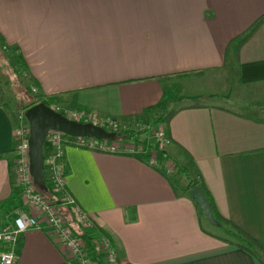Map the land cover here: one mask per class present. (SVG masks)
Returning a JSON list of instances; mask_svg holds the SVG:
<instances>
[{
	"label": "crops",
	"instance_id": "1",
	"mask_svg": "<svg viewBox=\"0 0 264 264\" xmlns=\"http://www.w3.org/2000/svg\"><path fill=\"white\" fill-rule=\"evenodd\" d=\"M262 14L264 0H0V49L13 64L11 50L19 54L42 98L120 123L149 107L173 112L161 149L63 150L64 190L116 264H264L228 225H212L228 237L205 227L185 179L172 186L167 173L191 164L218 215L264 248V122L242 116L264 118V21L224 59L227 42ZM14 125L0 103V228L24 211L39 229L15 236L12 264H75L14 194Z\"/></svg>",
	"mask_w": 264,
	"mask_h": 264
},
{
	"label": "built area",
	"instance_id": "2",
	"mask_svg": "<svg viewBox=\"0 0 264 264\" xmlns=\"http://www.w3.org/2000/svg\"><path fill=\"white\" fill-rule=\"evenodd\" d=\"M30 91L32 95L36 94L34 89ZM48 108L65 119L76 123H90L108 132L116 130L117 123L110 118H100L91 112L72 110L56 102H50ZM153 136L156 139L155 142H158L157 148L161 149L166 144L163 131L159 129V132H153ZM12 137L15 143L12 165L15 175V185L21 201L27 205L31 212L41 216L44 229L62 243L67 254L74 259L75 264H91L92 261L89 259V256L92 254L86 250V242L82 238H77L70 231L59 213L66 212L72 218L77 228L82 230L90 228L87 216L76 207L74 201L64 190L63 150L65 147L71 146L94 152L95 150H99L103 153H112L113 148L100 143L102 140L75 138L58 131H48L42 145L45 187L51 193L50 198H48L45 194H40L34 189L28 171V125L24 119L23 112L18 113L15 117ZM153 163L152 160L149 161V164L152 165ZM170 169L172 168H169L167 173L172 172ZM62 190L63 193L61 192ZM51 196L54 198L52 199ZM31 228L39 229L37 219L34 215L24 211L16 212L12 216L10 223L0 228V264L13 263L10 249L15 241V236ZM94 245L96 250L94 252L96 254H93L94 256L102 257L104 264H116L115 255L109 247L107 240L100 238L95 241Z\"/></svg>",
	"mask_w": 264,
	"mask_h": 264
},
{
	"label": "trees",
	"instance_id": "3",
	"mask_svg": "<svg viewBox=\"0 0 264 264\" xmlns=\"http://www.w3.org/2000/svg\"><path fill=\"white\" fill-rule=\"evenodd\" d=\"M263 21H264V14L257 17L243 32H241L237 36L230 39L225 46L224 59L226 58V56H228V54L232 55V57L235 59L237 57V52H238L239 48L254 34V32L257 30V28L261 25V23ZM1 45H2V42L0 40V46ZM11 51H12L11 52L12 53V59H13L14 65L16 66V71L17 72L23 71L24 66H23L21 57L19 56V54L15 50H11ZM194 73H197V72H194ZM188 75H189V72H184V73H179V74H172L170 76H165V77H168V78L181 77L182 78V77H186ZM30 85L33 86L34 85L33 82H31ZM2 93H3V89H2V86L0 85V99H1ZM50 102L60 103V100L54 96L42 98L40 95L35 94V95H32L31 101H29L26 105L19 107V112H24V110L26 108H28L34 104H37V103H43L44 105H46L48 107ZM3 106H5L6 110L9 112L11 118L15 119V116H16L15 115V113H16L15 108H16V106L15 105L9 106L6 104H4ZM157 112H158V106L157 107H149V108H146L144 110V112H143V123H144V126L146 128H145V130H143V133L141 132V130H139V132L137 133V132H134L133 130H126V129L120 130V131H116V130L112 131L113 133L118 134V135H115L114 138H112V139L102 140L100 142V143L107 145L108 147L113 148L112 153H109V152H106V153L118 154V153H122L121 151L125 152L124 150H128V148L127 147H123V148L118 147L117 145L120 142H124V141H126V142H139L140 137L144 134V132L148 131L149 126H151L153 124H163V125L165 124L166 125L168 123L169 119L173 115V112H169V113L162 114V115L158 114ZM242 116L256 120L258 122H264V118L263 119L259 118V115L257 113H254V112L245 113V114H242ZM95 152H100V151L95 150ZM191 173L196 174V170L194 169V167L191 164L188 166L174 165L173 166V175H171V177L169 178V181H170L172 186H175V184L178 183V180L176 179V177H183L186 181V184H185L186 191H189L193 187L198 186L201 189L203 196L208 201L212 217L215 220L223 222L224 224L228 225L230 228L234 229L235 233L239 236V238L242 239L243 245L242 246L238 245V247L242 248L243 250H245L250 255H252L253 252H257V253H259L260 258L264 259V248H262L254 239H252L251 237H249L247 234L243 233L242 231L238 230L237 228L233 227L228 221L224 220L223 218H221L218 215L211 198L208 196L206 191L203 189V187L201 186L199 181L196 180L195 178H190ZM33 186H34V189L40 194H45V192L48 191L47 187H46V191L43 192V191L39 190L36 185L33 184ZM61 192L63 193V190ZM14 194L17 195L18 191H16ZM1 206L2 205H0V207ZM82 235L84 237H86L87 241H89L90 243H93V244L95 243L96 240H98L100 238H103V239L107 240V242H108V239L105 236V234L92 224L90 225L89 230L83 232Z\"/></svg>",
	"mask_w": 264,
	"mask_h": 264
},
{
	"label": "water",
	"instance_id": "4",
	"mask_svg": "<svg viewBox=\"0 0 264 264\" xmlns=\"http://www.w3.org/2000/svg\"><path fill=\"white\" fill-rule=\"evenodd\" d=\"M23 116L28 125V171L33 184L43 192L46 191V187L43 176L42 145L48 131H58L69 137L88 138L96 141L109 140L118 135L90 123H76L67 120L43 103L26 108ZM188 195L204 220L211 225H217L201 189L195 186L188 191Z\"/></svg>",
	"mask_w": 264,
	"mask_h": 264
},
{
	"label": "rangeland",
	"instance_id": "5",
	"mask_svg": "<svg viewBox=\"0 0 264 264\" xmlns=\"http://www.w3.org/2000/svg\"><path fill=\"white\" fill-rule=\"evenodd\" d=\"M0 85L2 86L3 93L0 99V103L3 105H15V115H17L19 112V107L26 105L29 101L32 99V93L30 86L25 81V76L22 71L17 72L16 66L11 62V59L9 57V54L5 52L4 50L0 49ZM168 111V110H167ZM158 114L162 115L161 111L158 112ZM14 115V116H15ZM16 117V116H15ZM116 122V121H115ZM116 131L120 130H133L134 132H141L143 133V130H145V126L143 123V118L141 120H133L131 123L126 122H116ZM162 124H153L149 126L148 131L144 132V134L140 137L139 142H120L117 146L118 147H127L132 150H140L142 148L145 149L148 147V142L154 143L156 141L155 137L153 136V132H159V129H161ZM141 133V134H142ZM147 143V144H146ZM158 143V142H157ZM173 171V168L170 169ZM182 182H184V179H181ZM50 191L45 192V196L50 198ZM53 199L54 197L51 196ZM62 219L65 221L66 225L69 227L70 231L77 237L82 238V229L77 228L75 224L72 221V218L66 213V212H59ZM14 212L11 213L13 216ZM204 226L207 228H210L211 230H214L219 233V235L223 237H228L226 230L224 229L223 225L219 224L217 227H212V225H208L209 223H206V221L203 219ZM86 242V250L88 253L96 254L94 253L95 245L93 243H90L89 241ZM95 259V256L93 257Z\"/></svg>",
	"mask_w": 264,
	"mask_h": 264
}]
</instances>
